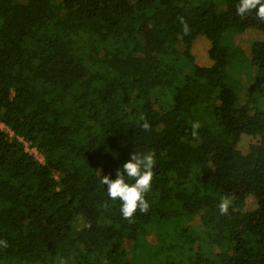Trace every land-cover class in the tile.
<instances>
[{
	"label": "trees",
	"instance_id": "16d2710c",
	"mask_svg": "<svg viewBox=\"0 0 264 264\" xmlns=\"http://www.w3.org/2000/svg\"><path fill=\"white\" fill-rule=\"evenodd\" d=\"M235 1L0 0V122L45 158L0 131V264H264V47L254 76ZM149 151L129 222L100 180Z\"/></svg>",
	"mask_w": 264,
	"mask_h": 264
},
{
	"label": "clouds",
	"instance_id": "9594fccd",
	"mask_svg": "<svg viewBox=\"0 0 264 264\" xmlns=\"http://www.w3.org/2000/svg\"><path fill=\"white\" fill-rule=\"evenodd\" d=\"M237 15L245 16L248 13L255 12L257 19L264 21V0H239L237 5ZM179 22L183 26V31L187 35L189 33V26L184 17H178ZM143 121L141 127L144 131H150L151 125L147 118L140 117ZM200 123L194 121L192 123V135L197 136V130L200 128ZM156 165L155 152L149 151L147 153L138 154L133 152L128 162L124 163L122 169L116 172V179H111L109 176H102L100 183L107 185V195L113 200L121 202V214L124 219L132 222L137 211L147 213L150 204L146 199V195L151 190L154 168ZM132 181V182H129ZM232 199L230 196H223L218 205L221 215H226L232 206ZM107 206V202H105ZM0 246L7 247V241H0ZM63 264V262H62Z\"/></svg>",
	"mask_w": 264,
	"mask_h": 264
},
{
	"label": "rangeland",
	"instance_id": "374dc122",
	"mask_svg": "<svg viewBox=\"0 0 264 264\" xmlns=\"http://www.w3.org/2000/svg\"><path fill=\"white\" fill-rule=\"evenodd\" d=\"M239 4V0H236L231 8L229 9V13L231 15L232 20L240 21L242 25V30L236 34V41L242 47L246 54L251 58V63H247L244 69H251L254 76L257 75L259 69V61L258 56L262 52L264 47V21L254 20L249 18L247 15L241 17L237 15V5ZM149 28V26H148ZM199 38L196 40L193 45V53L198 60L199 64H207L209 63V56L207 51V42ZM204 38V37H203ZM185 42H178V45L182 48H185ZM259 82V80H258ZM250 142L249 138L245 137L240 145L244 151L248 150V143ZM244 196L246 200V204L244 207V211L250 216L256 215L258 212V208L261 205L263 199L260 194L257 193L253 188L248 186H242L239 190ZM198 221H200V217L198 216ZM228 256L223 258L216 256L213 258L211 263L213 264H226L228 262Z\"/></svg>",
	"mask_w": 264,
	"mask_h": 264
},
{
	"label": "built area",
	"instance_id": "2783aa9c",
	"mask_svg": "<svg viewBox=\"0 0 264 264\" xmlns=\"http://www.w3.org/2000/svg\"><path fill=\"white\" fill-rule=\"evenodd\" d=\"M0 131H4L10 138L17 137L20 141L25 144L26 150L32 153L37 159L44 162V156L38 151V149L30 144L28 140L20 135H15L14 131L5 123L0 122Z\"/></svg>",
	"mask_w": 264,
	"mask_h": 264
}]
</instances>
